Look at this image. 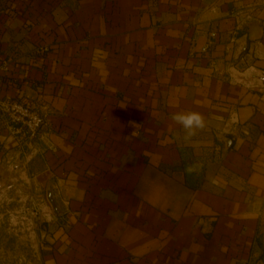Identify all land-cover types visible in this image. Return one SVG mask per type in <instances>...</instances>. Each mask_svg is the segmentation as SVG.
I'll use <instances>...</instances> for the list:
<instances>
[{
  "label": "crops",
  "instance_id": "crops-1",
  "mask_svg": "<svg viewBox=\"0 0 264 264\" xmlns=\"http://www.w3.org/2000/svg\"><path fill=\"white\" fill-rule=\"evenodd\" d=\"M0 97L50 111L25 149L0 116L46 264L264 259V0H0Z\"/></svg>",
  "mask_w": 264,
  "mask_h": 264
},
{
  "label": "rangeland",
  "instance_id": "rangeland-1",
  "mask_svg": "<svg viewBox=\"0 0 264 264\" xmlns=\"http://www.w3.org/2000/svg\"><path fill=\"white\" fill-rule=\"evenodd\" d=\"M5 192L0 194V264H46L47 229L35 201L49 200L44 193L30 199L17 187Z\"/></svg>",
  "mask_w": 264,
  "mask_h": 264
},
{
  "label": "built area",
  "instance_id": "built-area-1",
  "mask_svg": "<svg viewBox=\"0 0 264 264\" xmlns=\"http://www.w3.org/2000/svg\"><path fill=\"white\" fill-rule=\"evenodd\" d=\"M49 113L41 103L0 97V116L21 148L30 146L48 128ZM253 264H264V259H256Z\"/></svg>",
  "mask_w": 264,
  "mask_h": 264
},
{
  "label": "clouds",
  "instance_id": "clouds-1",
  "mask_svg": "<svg viewBox=\"0 0 264 264\" xmlns=\"http://www.w3.org/2000/svg\"><path fill=\"white\" fill-rule=\"evenodd\" d=\"M171 119L185 130L187 136H192L205 127V118L195 111L176 112L171 115Z\"/></svg>",
  "mask_w": 264,
  "mask_h": 264
},
{
  "label": "trees",
  "instance_id": "trees-1",
  "mask_svg": "<svg viewBox=\"0 0 264 264\" xmlns=\"http://www.w3.org/2000/svg\"><path fill=\"white\" fill-rule=\"evenodd\" d=\"M182 154H184L183 150H182ZM183 165L186 168V182L190 187H195L197 184V180L193 179L190 174V172H187V170L189 171L190 168V164L187 162V160L183 161Z\"/></svg>",
  "mask_w": 264,
  "mask_h": 264
},
{
  "label": "water",
  "instance_id": "water-1",
  "mask_svg": "<svg viewBox=\"0 0 264 264\" xmlns=\"http://www.w3.org/2000/svg\"><path fill=\"white\" fill-rule=\"evenodd\" d=\"M48 196H49V199H50V201H51V203L53 205L54 211L57 212V213L60 212L59 209H58V206H57V204H56V202H55V200H54V198L52 196L51 190H49Z\"/></svg>",
  "mask_w": 264,
  "mask_h": 264
}]
</instances>
